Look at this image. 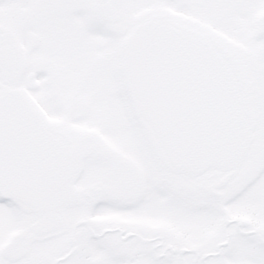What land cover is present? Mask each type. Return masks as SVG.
<instances>
[{"label":"flooded vegetation","instance_id":"1","mask_svg":"<svg viewBox=\"0 0 264 264\" xmlns=\"http://www.w3.org/2000/svg\"><path fill=\"white\" fill-rule=\"evenodd\" d=\"M92 11L98 26L122 41L147 17L197 30L214 27L207 13L225 12L255 29L264 56V0H92ZM13 42L11 29L0 26V45ZM262 59H252L248 69L242 65L253 83L255 111L247 152L232 168L199 175L155 163L128 117L115 65L107 91L115 107L88 114L80 106L51 120L69 136L77 165L73 198L62 210L64 228L51 232L63 227L61 215L41 224L43 209L0 195V264H213L232 250L245 252L248 264H264V103L255 102L258 96L264 100V80L256 91L251 78L264 76ZM0 73L2 88L9 87L8 73ZM16 162L24 170V154Z\"/></svg>","mask_w":264,"mask_h":264},{"label":"water","instance_id":"2","mask_svg":"<svg viewBox=\"0 0 264 264\" xmlns=\"http://www.w3.org/2000/svg\"><path fill=\"white\" fill-rule=\"evenodd\" d=\"M19 62L15 44L0 46L13 86L0 91V194L44 209L46 224L72 200L77 165L69 136L16 86ZM117 75L129 117L160 167L192 174L227 169L247 151L255 126L252 82L217 38L146 18L121 44ZM23 154L25 167L18 170Z\"/></svg>","mask_w":264,"mask_h":264},{"label":"rangeland","instance_id":"3","mask_svg":"<svg viewBox=\"0 0 264 264\" xmlns=\"http://www.w3.org/2000/svg\"><path fill=\"white\" fill-rule=\"evenodd\" d=\"M230 16L209 12L205 19L214 27L197 25V30L222 38L245 68L251 66L252 59L263 63L260 36L255 29L234 23ZM0 26L11 29L22 55L20 84L40 102L52 121L73 115L82 110L80 106H87L88 114L90 110L98 113L115 107L107 91L114 84L112 75L122 40L114 31L105 32L98 26L92 0H2ZM251 78L255 90H262L264 76L254 73ZM3 85L0 73V88ZM258 97L256 106L264 103ZM87 109L84 117L88 116ZM237 203L240 210L242 204ZM213 260V264L250 261L245 252L233 250Z\"/></svg>","mask_w":264,"mask_h":264}]
</instances>
